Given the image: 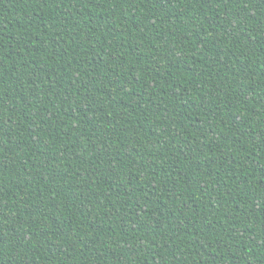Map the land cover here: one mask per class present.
Segmentation results:
<instances>
[{"label": "trees", "instance_id": "1", "mask_svg": "<svg viewBox=\"0 0 264 264\" xmlns=\"http://www.w3.org/2000/svg\"><path fill=\"white\" fill-rule=\"evenodd\" d=\"M0 264H264V0H0Z\"/></svg>", "mask_w": 264, "mask_h": 264}]
</instances>
